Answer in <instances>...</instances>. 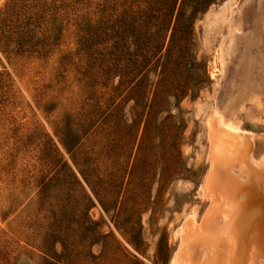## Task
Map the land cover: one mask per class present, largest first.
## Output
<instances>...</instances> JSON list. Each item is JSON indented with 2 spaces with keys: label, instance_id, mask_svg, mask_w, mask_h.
I'll use <instances>...</instances> for the list:
<instances>
[{
  "label": "rangeland",
  "instance_id": "obj_1",
  "mask_svg": "<svg viewBox=\"0 0 264 264\" xmlns=\"http://www.w3.org/2000/svg\"><path fill=\"white\" fill-rule=\"evenodd\" d=\"M225 1L206 3L189 40L190 8L174 34L177 11L169 26L154 0H0V264H171L177 230L209 207L199 107L240 84L264 15V0H234L241 37L221 69L228 26L209 39L205 25ZM237 113L261 153L264 108Z\"/></svg>",
  "mask_w": 264,
  "mask_h": 264
},
{
  "label": "bare ground",
  "instance_id": "obj_2",
  "mask_svg": "<svg viewBox=\"0 0 264 264\" xmlns=\"http://www.w3.org/2000/svg\"><path fill=\"white\" fill-rule=\"evenodd\" d=\"M234 5V0L225 1L209 14L205 25L209 39L220 33L224 24L228 26L214 62L221 69L241 37L236 31L241 32L242 22L236 27ZM257 15L254 28L245 36L249 45H244L239 63L242 81L238 85L232 81L234 91L220 107L211 100L199 107L206 120L211 162L200 195L209 201V207L201 222L194 214L185 218L177 230L181 243L171 264H264V150L255 154L254 134L239 129L232 118L248 104L264 108V54L252 55L254 58L248 54L250 45L264 51V15ZM256 64L261 67L259 80L253 74ZM260 145H264V138Z\"/></svg>",
  "mask_w": 264,
  "mask_h": 264
},
{
  "label": "trees",
  "instance_id": "obj_3",
  "mask_svg": "<svg viewBox=\"0 0 264 264\" xmlns=\"http://www.w3.org/2000/svg\"><path fill=\"white\" fill-rule=\"evenodd\" d=\"M212 0H181L180 6L178 7L179 0H154V9L158 10L159 12H162V14L165 17H169V26L172 24V18L174 14L177 11V22L174 29V34L177 32L178 27L180 25L179 19H182L183 16H185V8H190V11L184 18V33L187 39L192 40L194 36V29H195V23L197 20V15L203 11L205 8L206 3L210 2ZM97 13L98 15L102 12V8L100 10V7H97ZM97 15V16H98ZM102 21L100 19V15L98 19L95 21L96 27H95V33L93 36L96 38H99V34L102 29ZM94 37V38H95Z\"/></svg>",
  "mask_w": 264,
  "mask_h": 264
}]
</instances>
